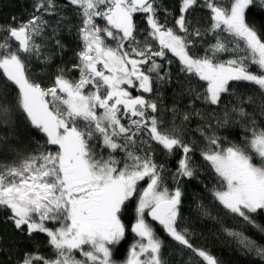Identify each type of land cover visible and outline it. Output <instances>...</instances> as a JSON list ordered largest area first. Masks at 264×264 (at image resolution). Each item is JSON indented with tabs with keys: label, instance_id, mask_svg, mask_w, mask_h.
<instances>
[{
	"label": "snow or ice",
	"instance_id": "6c2138e0",
	"mask_svg": "<svg viewBox=\"0 0 264 264\" xmlns=\"http://www.w3.org/2000/svg\"><path fill=\"white\" fill-rule=\"evenodd\" d=\"M177 9L32 0L0 22V223L31 244L0 233V264H223L192 243L189 196L264 264V0ZM197 155L217 181L207 204L189 188Z\"/></svg>",
	"mask_w": 264,
	"mask_h": 264
},
{
	"label": "trees",
	"instance_id": "16d2710c",
	"mask_svg": "<svg viewBox=\"0 0 264 264\" xmlns=\"http://www.w3.org/2000/svg\"><path fill=\"white\" fill-rule=\"evenodd\" d=\"M31 2L32 0H0V22L7 23L11 16H17L26 19L27 16L25 15V12L31 11ZM164 3L166 7H168L171 11L178 15V0H164ZM200 15L206 16V10L203 13H200ZM141 27H144V25L141 24ZM139 39L143 40V36L139 37ZM66 43H68L70 47L74 46L70 38L66 37ZM70 56L71 52L66 53L65 61H68ZM169 58H171V56ZM178 67L179 65L174 61L173 71L175 72ZM163 91L166 97L165 104H170L171 101L168 98L169 90ZM136 94L138 93L133 92V95ZM188 127L194 129L196 127L195 121L189 124ZM33 135L36 136L37 139L40 138L35 132L33 133ZM220 135H228V133L221 129ZM229 138L232 139L233 137L230 136ZM195 140L197 143H202L198 133L195 134ZM159 156L160 154L158 152V159ZM196 160L202 165V172L198 180L190 182L189 188L191 191L200 192L203 196L207 197V199L204 200V203L207 204L211 201V192L209 191V189L213 188V186L217 184V181L214 175L211 173V170L207 168L199 155L196 156ZM161 162L164 161L161 160ZM168 166L171 167L172 165L169 164ZM201 181L203 183H201ZM193 185H195V188L192 187ZM184 204L185 206L182 209V212L185 217V226L188 227L193 233L192 243L195 246L207 247L219 259L223 261V264H257L256 258L243 255L241 251L235 246L234 241L221 234V232L219 231L221 227L220 223L201 214L200 209L197 207V204L194 200V197L189 196L188 199L185 200ZM212 214L213 216H221L223 218L224 224L226 225L230 226L233 223L231 217L226 216L222 208L217 207V209L213 211ZM260 222L264 223V219H262ZM154 227H156L158 233L162 238L165 239V241L169 245H172L173 248L176 247L175 243L162 230L161 226L154 225ZM0 233H3L5 235L6 241L14 239L17 242L16 246L18 248H26L27 250H31V244L27 241V237L21 236L19 233H15L10 224L0 223ZM248 234L253 235V238H257L254 235L253 231H250ZM34 239L35 241L39 242L43 254L49 255L51 249L46 243V236L41 234L36 236ZM129 243H131V239L129 240ZM126 247L127 245H125V248ZM3 259L7 260L6 257H3Z\"/></svg>",
	"mask_w": 264,
	"mask_h": 264
},
{
	"label": "water",
	"instance_id": "95a60500",
	"mask_svg": "<svg viewBox=\"0 0 264 264\" xmlns=\"http://www.w3.org/2000/svg\"><path fill=\"white\" fill-rule=\"evenodd\" d=\"M155 225H158V224H155ZM159 226V225H158Z\"/></svg>",
	"mask_w": 264,
	"mask_h": 264
},
{
	"label": "rangeland",
	"instance_id": "374dc122",
	"mask_svg": "<svg viewBox=\"0 0 264 264\" xmlns=\"http://www.w3.org/2000/svg\"><path fill=\"white\" fill-rule=\"evenodd\" d=\"M79 258V257H78Z\"/></svg>",
	"mask_w": 264,
	"mask_h": 264
}]
</instances>
